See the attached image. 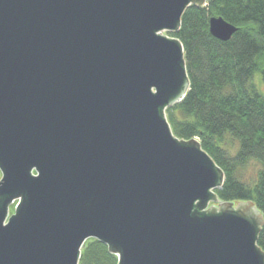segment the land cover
Here are the masks:
<instances>
[{"label":"water","instance_id":"obj_1","mask_svg":"<svg viewBox=\"0 0 264 264\" xmlns=\"http://www.w3.org/2000/svg\"><path fill=\"white\" fill-rule=\"evenodd\" d=\"M206 2L0 0V264H78L92 239L117 264H264L262 215L218 200L222 170L165 116L190 81L163 33Z\"/></svg>","mask_w":264,"mask_h":264},{"label":"trees","instance_id":"obj_2","mask_svg":"<svg viewBox=\"0 0 264 264\" xmlns=\"http://www.w3.org/2000/svg\"><path fill=\"white\" fill-rule=\"evenodd\" d=\"M222 18L237 30L227 42L213 38L209 20ZM182 47L190 89L165 110L173 135L197 140L224 174L221 203L252 202L264 221V95L253 83L264 82V1L207 0L190 6L178 32L168 33ZM256 164L248 180L244 170ZM257 245L264 251V224ZM116 256L97 240L87 241L78 264H117Z\"/></svg>","mask_w":264,"mask_h":264},{"label":"rangeland","instance_id":"obj_3","mask_svg":"<svg viewBox=\"0 0 264 264\" xmlns=\"http://www.w3.org/2000/svg\"><path fill=\"white\" fill-rule=\"evenodd\" d=\"M163 35L168 36V33H163ZM253 83L259 90L261 94L264 95V82L262 80V77L259 73H256L254 78H253ZM257 170V166L254 163H251L249 166H247L244 170V177L246 180L252 178ZM237 205V204H236ZM16 206V202L9 208V214L12 215L14 213V209ZM211 206L217 207L215 204H210L208 208Z\"/></svg>","mask_w":264,"mask_h":264},{"label":"flooded vegetation","instance_id":"obj_4","mask_svg":"<svg viewBox=\"0 0 264 264\" xmlns=\"http://www.w3.org/2000/svg\"><path fill=\"white\" fill-rule=\"evenodd\" d=\"M1 178H2V173H1V171H0V180H1Z\"/></svg>","mask_w":264,"mask_h":264}]
</instances>
